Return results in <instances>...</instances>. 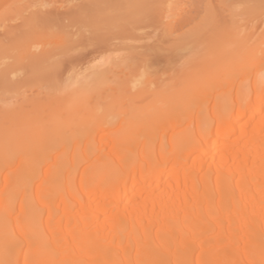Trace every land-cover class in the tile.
<instances>
[{"label":"bare ground","instance_id":"obj_1","mask_svg":"<svg viewBox=\"0 0 264 264\" xmlns=\"http://www.w3.org/2000/svg\"><path fill=\"white\" fill-rule=\"evenodd\" d=\"M122 1H124V4L121 3ZM133 1L134 4L135 2L140 3L142 5L141 7H144V11L147 8L146 10L149 9L151 12L152 6L154 8H159V6L155 7L154 5L151 6L148 4V0ZM237 1L238 0H169V6L171 9L169 8L170 11L168 10V13H165V17H161H168L169 19V17H175L174 15L181 17L185 14L183 17L184 19L186 18L185 20L187 21L188 16L185 12L183 13L184 10L181 6L190 3L193 7L187 6V8L194 9L195 7L196 10H198V13L194 11L195 9H192L193 12L190 11L191 14H188L190 13L188 11L187 14L189 15V18L190 16L194 18V15L192 16V13H194L196 18L199 17L198 19H201L202 26L205 21V25L202 27L199 25L200 21L198 19L197 21L196 18H194L193 21L188 18L190 21L187 22L194 26L197 22L199 23L196 25L197 28L199 26V30L194 28L195 30L197 29L196 31L206 29V23H209L211 19L212 21L209 23L210 26L214 22L218 23V25L223 28L224 24L229 26L228 23L232 21V18L238 16L234 11L232 12V16L229 15L231 12L229 14H226L228 12H225L226 7H231L232 3H237ZM57 2V0H38L31 4L32 6L29 8L32 10L29 11L27 8V11L29 12H27L26 15H23L22 13V15L26 17H23L19 27H17L18 29L8 30V28L7 31L3 33L8 36L10 41V44H7L6 42L7 45H5V42L3 41H7L8 39L5 40L2 38V40H0V84L2 86L5 84V88H8L10 85L12 90H9L13 92L18 91V85L20 84L16 80H11L9 76L16 72V70L24 68L26 62L21 63L24 59V61H27L26 59H28V65L31 67V70L28 68L29 70L27 71H34L32 73H35V70L38 67L39 69L36 70L37 73H40L41 71H46V73L52 72L56 79L61 72L60 70L64 67L62 72L67 73L68 77L71 76L70 73L72 72L71 74L76 78L83 73L81 67L84 64L95 63L97 61L96 59L101 58L104 51H106L105 53L109 51L108 48L110 49L112 46V40H129L130 42L128 41V44H131V40L133 41V37L131 38V36L126 33L127 25L123 24L121 22L122 20L120 22H114V18L116 17H113L114 11L121 8L126 10L124 11L126 15L131 12L135 15L137 13H134L135 9L133 11L130 9L134 7V4H130L132 3V0H85V3L82 1L81 4L72 5L63 13L58 11L62 6L48 8L51 6L50 4L55 5ZM156 2L153 3L156 4ZM244 2L248 5L250 3L252 7H261L260 9L257 8L260 11L264 9V0H244ZM180 3L183 4L180 5ZM239 3L237 4L239 5ZM119 4L124 5V7L121 6V8H119ZM157 4L159 5V3ZM126 5L130 8H126ZM233 5L236 6V4ZM145 6L147 7L145 8ZM136 7L137 5L135 4V8ZM141 7H139V9H141ZM244 8L247 9L249 7L245 5ZM254 9L257 10L256 8ZM254 9L252 8V11ZM158 10L160 9H157V11ZM202 10L204 12H202ZM248 10L251 9L249 8ZM248 10H244L245 12L243 13H247L246 11ZM180 11H182L183 14L181 16L177 13H180ZM199 12L200 14L204 13V17L200 15ZM152 13L153 11L149 14L152 16ZM158 13L155 14L157 15ZM160 13L158 15H161ZM234 14L235 16H233ZM131 15L132 14H130V16ZM139 15H141V13H139ZM158 15L156 17L154 15L151 17L147 14L146 16H150L149 18L152 19L151 21H153L152 23L155 25L158 23L163 26L167 24V26L162 29L169 28L168 30L171 32V25L174 24H172L171 21L173 20H169V22L167 20L166 24H161L162 20ZM244 15L246 16V14ZM143 16H145V14ZM240 17L241 16H238V18ZM5 18L7 17L5 16ZM120 18L122 17H119L118 19L120 20ZM157 18L161 21L159 22ZM118 19L116 18L117 21ZM175 20H177L176 17ZM182 21L183 20L180 22ZM176 22L178 23L179 20L175 21L174 25L180 28L182 25L184 27L189 25L186 22V24L183 22L181 23L182 25L180 23L177 25ZM233 22L236 23L237 21H232V23ZM152 23L146 22L149 26L152 25ZM214 25L216 28L218 27L217 24ZM221 25H223V27ZM21 26L25 28L23 33L18 31L23 30H21ZM210 26L207 25L209 28ZM153 27L154 26L152 25V28ZM72 29L75 30L72 31ZM158 29H161V27L159 26ZM172 29L174 30V27ZM225 29L226 33L228 28ZM130 30L128 29V31ZM163 30H160L161 35H163V32L165 37H168L169 35L167 36L166 34L167 31ZM190 30L191 29H189V31ZM195 30H192L191 32L194 36H192L189 31L187 33L184 32V37L187 38L186 40L190 39L186 36V34L189 33L191 39L193 38L194 41L191 42L189 40L185 42L183 41L185 38H181L183 39L182 42L195 43V38L199 34V32L194 33L196 32ZM25 31L29 34L27 32L25 33ZM135 31L138 32L137 29ZM220 31H224V29H221ZM132 33L135 32L132 31ZM230 33L228 35H230ZM232 33L231 35H233ZM234 33H236V31ZM31 34L33 36H31ZM34 34H42L43 36L45 35L44 37H46V35L48 37H54L55 35L58 40L53 38V42L49 43L45 40H51L46 37L44 42L39 41L40 43L38 44L40 47H38V50H35L37 46L34 43H29L28 39L25 40L28 42H26L27 44L20 42L22 39H25L26 36L27 38L30 36L34 37ZM207 34L204 32L203 36L206 37ZM161 35L158 36L161 37ZM208 35L207 38L211 37L212 34L209 37ZM21 36L24 38L21 39ZM43 36L41 38H43ZM201 36L202 34L200 37ZM203 36L201 38H203ZM262 36L260 35V38L263 40L259 39V41L261 40L262 42L259 43L261 45L264 44V34ZM177 37V40L180 39V37ZM181 37H183V33ZM213 37L216 36L214 35ZM244 37L246 36L244 35ZM142 38L145 40L147 39V41L150 40V38L145 35L139 39L141 40ZM217 38L216 40L218 43L219 40ZM144 39L141 40V43H144L143 45L147 47H143V49L146 48L144 50L145 53L143 51L142 55H140L138 53H141L142 50L141 52H135L133 50L140 55V57L131 58V55H135V53L134 55L132 54L133 51L132 53L129 52L131 53L129 57L132 62H134V60L136 61L134 63H137L136 65L139 66H136L137 68L143 70L140 75L141 77L143 76V81L139 79L142 81L139 85L142 84L144 88L146 87L148 89L147 86L153 81L154 83L156 81L159 83V86H155L159 89L157 90L155 87L156 89L153 90L150 87V90H153L151 92L148 90L145 91L146 88L143 89L140 87V89H134V91L136 90L134 93H132L133 91H130L131 93L127 92V96L124 93V95L116 94L110 92L112 91L110 88L113 87L112 83L115 82L117 84L116 86L119 85L117 83L118 81L121 84L122 81L123 83H126V77L123 80L121 76H116V73V75H113V73H111L112 70L109 71L107 69L106 71V69H104L106 73L109 72L112 74L110 75L113 76V78L111 77L113 81L110 79V84H112L110 87L108 79L110 75L105 76L106 73L104 75V71L100 70V68L103 67V64L102 66L99 64L100 67L95 63L96 66H91L88 69L85 68L87 73L82 74L83 77L81 76V80L86 83L91 78L96 81L99 77L97 80L98 82L104 75L105 78H108L106 80L104 78L105 81H101L105 83L108 81L107 84L109 86L106 89L109 90V92L104 93L103 90L101 94L100 92L98 93L95 91V95L93 94L90 96L87 94L89 98H82V100L76 97H71L70 99L67 98L63 101H66L62 104L63 106H56L58 109L54 107L55 105L53 106V109L50 105L52 102H49V104L48 101H50V99L45 97V105L47 104L46 106L48 107L51 106L49 107L50 111L55 112L56 110L61 109L62 113L57 114L60 111L57 113L55 112V118L53 116V119L52 116H50L52 119H50L49 122H47L48 120L42 122L45 121V118H42L45 116H40L39 119L37 118L38 121L34 122V124L37 122L39 123L35 124L39 127L36 128V126H34L37 131L36 133H39L40 137L43 139L49 138L50 142L45 150L42 149L45 153L41 152L42 156L40 160L33 155L34 151L32 150H36L37 147V149H39L41 142L39 141V137H34V140L32 139L33 136L37 134L34 133L31 124H28V129L25 127L20 128L21 117L19 116V113H21V105L27 102H23L27 100L25 95L24 97L21 95L25 100H22L20 97V105L17 100L19 98H17L16 100L18 102L16 100H14V102L12 101V105L7 101L9 105L6 104L5 107H7V109L9 108L8 110H5L4 105L2 110L0 108V112L3 114L2 116L0 115V117H5V121L3 119L4 122L1 121L0 123V175L4 171V173H6V170L11 169L12 171H8V174L11 173L9 184H7L8 182H5L7 184H5L6 187L3 186L4 188L2 187V189H0V264H264V133H262L264 129L262 130L260 128L261 125H256L254 128L250 127L254 123L253 117L255 115L258 113L264 114V72L253 80L254 82L250 87H246L247 90L242 89L244 86L240 87L242 90L239 88L235 95H232L233 93L231 92L225 93L222 91L224 94H218L212 99L207 98L205 94L203 96H197V94H195L197 92L195 91V88L197 85L199 86V82L202 80L200 79V81L198 79L200 76L199 74H196V76L194 74L195 72L191 75L189 73L187 78L184 77L181 79V77L178 76L181 68L179 66L180 59L176 60L179 58L176 56L177 49L174 50L175 52H172V54H176L175 58H172L174 55L169 56V53H164L166 54L165 57L164 55L159 56V51L161 53L160 48L157 47L159 50L157 48L155 49L154 47L156 46H154V43V45L152 44V46H154L152 48L148 43L146 44L147 41H144ZM247 39L248 37H246V40ZM17 40L18 42H16ZM177 40H173V42L180 41ZM208 40H210V38ZM208 40H205V42L207 41L209 43ZM210 41L212 42V40ZM120 42L123 44L125 43L122 41ZM247 43L250 42L248 41ZM126 44H124V46L120 45L128 51L135 48L140 50L142 48L139 45L140 43L137 44L140 47H135V44H133L134 46ZM202 44L200 45L202 46ZM171 45L173 44L171 43ZM19 46L22 47L19 48ZM180 46L182 48V45ZM193 46V53L190 52L191 58L189 59H193L192 57H194V54L200 51V49L198 51V46V48L195 44ZM251 47L253 49V46ZM17 48L20 50L23 48L24 51L16 50ZM212 48H214V46ZM33 49L35 51H33ZM153 49H155V52H152ZM194 49L197 50V52H195ZM254 49H256V47H254ZM254 49L253 51H255ZM257 49L259 48L257 47ZM110 50H114V47ZM148 50L151 51L148 53ZM205 51L207 52V49L204 50V52ZM18 52L24 54H19ZM210 52L212 53L214 50L209 51L208 53ZM125 53L126 52L124 51L123 54ZM137 54L135 56H137ZM152 54H154V57L151 56ZM221 54L223 53L220 51V55ZM243 54L244 53L241 54L242 58L245 55H248L247 49L244 56ZM250 54L253 55L254 52H251ZM212 55L208 56L213 58ZM261 56L264 61V50L261 53L260 58ZM122 57L123 56H121V58ZM199 57L200 56H198V58ZM227 57L228 56H226V58ZM215 58L217 59V57H214V59ZM239 58H237V60ZM4 59H6L7 62L9 59L10 61L7 63L6 61H3ZM129 62L130 61H127V63ZM204 63L205 62H203V64ZM218 63L220 62L218 61ZM218 63L216 64L217 67H219ZM254 63H250V65L245 67L243 71L245 73L247 71V73L251 75L250 72ZM225 64L226 63H224V66H226ZM129 66L130 68H128V72L129 69L133 68V70L130 71H133L134 73V71H136L134 68L135 66ZM254 66L257 67L256 64ZM24 69H22L23 72ZM218 69L219 68L214 70L218 71ZM222 69L223 68H221V71ZM79 71H81V73ZM169 71L174 75L170 76L168 79L163 78L162 75ZM31 72L29 74H31ZM62 72L60 74H62ZM230 72H232V70ZM123 73H125V70ZM217 73L220 74V72ZM227 73L228 71L226 74ZM249 74H246L244 78ZM17 75H19V73ZM20 75L22 76V74ZM50 75L51 74L46 75V77ZM40 76L41 75L38 77L37 75V78L41 79ZM127 76L131 77L130 74ZM213 76L214 74H212L211 77ZM228 76V78H232V80L235 79L233 76ZM151 77L154 79L152 80ZM217 77H219L220 80V75ZM93 80L91 79L90 81L94 83L95 81ZM206 80L207 79L205 78L203 85L206 84V82L209 84V81ZM216 80H218V78H216ZM224 80L229 84L228 79V81L226 79ZM224 80H221L220 82L224 83ZM245 80L248 81V79ZM69 81H67L68 84H70ZM101 81L99 82L101 83ZM171 81H173L171 83L173 85H171V88L173 89H170V91L163 90V88H166V85L170 84L169 82ZM75 82L80 84V77L79 80L77 79ZM135 82L136 81H134L133 84ZM174 82L176 85H174ZM72 83L73 82H71V84ZM76 83L74 84L77 87ZM232 83H234V81H232ZM232 83L230 82L228 87H230ZM74 84L72 85L74 86ZM102 84L104 83H101V86ZM133 84V87L130 85L131 88H134V85L137 84V82L134 85ZM65 85V88L68 89L67 86L69 87V85L66 83ZM209 85H211V83ZM217 86L218 84L215 86V91L224 88L221 83L220 87ZM70 87L72 89V86ZM49 88H51V86ZM161 88L162 90L160 91ZM203 89L207 90L204 87ZM128 90H130V88ZM208 90H210V88ZM68 94L69 93H67V95ZM12 96L14 95L12 94ZM56 97L57 96L54 98ZM39 102L40 101L37 103V107L39 105L44 106ZM134 103H140L141 105L137 106V104ZM124 104L128 106L134 104L136 106L128 107L132 113L129 112L130 116L127 114V106H123L126 110L122 111H125L124 113L127 112V115H123L124 117H117L118 114L114 111L115 107ZM24 105H27V103ZM46 106L44 107L47 108ZM101 106L107 107L108 109L106 110L105 108V111H100L99 114V111H96V108L98 107L97 110H103L104 107L102 108ZM40 108L41 107L39 106L40 111H44L43 108L42 110ZM119 108L120 110H118L122 112V107ZM46 110L49 111V109ZM94 110L97 114H93ZM83 112L86 114L83 115L84 117L82 116L83 119L85 116L88 117L90 114L92 115V117L90 116L91 118L89 117L90 119L86 121V126L84 125L85 129L84 126H82L83 131L79 133L80 135L81 133L84 134L86 132V136H84L85 139L83 140V138H81V140H87V143H90L89 145L94 144L92 141H94L101 132L108 129H112L113 131L115 126L118 124L120 125L119 130H115L116 132L113 131L114 134H110L109 137L102 140L101 146L104 143L109 142V147L105 144L104 149L101 147L98 148V150L94 149L95 153L92 154H90L91 149H89L88 156L86 154L87 152L84 154L86 158H90L89 160L92 163H89L90 166H87L88 168L85 167V170H82L83 172L80 174L78 163L80 161L79 164H81L82 161H78V159L77 161H75L76 159L71 160V157L68 159V156L70 155L67 156V151H73L81 147L79 138L82 137V134L79 138L77 134L76 137L73 134V139L77 141L75 143V141H72L73 139L70 135L65 137L64 134H71L69 131L72 132L73 129H77L74 126L77 127L78 124L74 125L73 128H71L70 125V130L67 129L66 131L65 129L64 131L63 129L67 120L70 121L72 118V120L75 119V121H77L74 117L78 116V114L81 116ZM121 114H123V112ZM196 114L199 116L202 115V117L193 120L192 118ZM115 117L117 118L116 120L114 119ZM146 118L149 119L145 120ZM83 119L79 118V120H81L80 123L84 122ZM147 121L149 123H147ZM66 126L68 127V125ZM54 132L57 136L53 135ZM74 132L78 133L79 131L76 132L74 130ZM21 135L24 136H22L23 139ZM51 135L54 137L59 136L62 140L59 139L58 141L56 138L58 143L55 140H53V142L50 139V137H53ZM35 139L37 140L35 141ZM28 143L30 147H34L32 150L31 148L29 149L33 152V157L29 158L27 156L29 155L28 152L25 156H27L29 160L27 159V161L22 164L18 161L17 157L23 153L21 152V147L23 145L26 147L27 144V147H29ZM30 143H33L32 146ZM87 143H85V146ZM51 144L54 150H61V148L65 149L64 153L60 156L63 158H58V155L56 157L54 156L55 159L52 158L51 153H54V151L52 150ZM48 147L52 152L47 150ZM76 152L77 150L75 153ZM23 154H25V151ZM89 154L93 158L89 157ZM86 158L83 159L88 161ZM49 161H51L52 164L45 172L43 171V164L45 162L48 163ZM18 163L20 164L16 168ZM78 177L80 187H77L76 190H79H75V193L73 192V189H75ZM39 180H43V182L36 185V182ZM20 195L23 198L21 204L20 202L18 203ZM57 201H59V204H62L61 207H63V209L60 210V215H56L52 211V209H57L58 206H55ZM17 203L21 205V214L14 216L13 212L15 210L19 211L16 208ZM76 206L79 207V214H74L75 212H73V209ZM41 229L43 230L41 231ZM21 244L26 248L24 252H21V250L23 251V246Z\"/></svg>","mask_w":264,"mask_h":264},{"label":"rangeland","instance_id":"obj_2","mask_svg":"<svg viewBox=\"0 0 264 264\" xmlns=\"http://www.w3.org/2000/svg\"><path fill=\"white\" fill-rule=\"evenodd\" d=\"M1 2H0V40H2V38L3 39H8V36H6V35H4L3 33L4 32H6L7 31V29L8 30H10V29H18L17 27H19V24L21 23V20L23 19V17L25 18L26 16H23V15H26V13L27 12H29V11H31L32 9L31 8H29L30 6H32L31 4H33V3H35V2H37L38 0H4V3H3V0H0ZM58 2H57V4H55V5H52V4H50L51 6H49L48 8H51V7H59V6H62L61 8H59V12L60 13H63V12H65L68 8H70L72 5H78V4H81L82 3V1L85 3V0H57ZM64 1V2H63ZM129 1V0H128ZM131 1V0H130ZM157 1V2H156ZM171 1H173V0H171ZM239 1H240V3H239ZM19 2V3H18ZM80 2V3H79ZM156 2V4L157 3H159V5L157 4H154V3ZM121 3H123L124 4V1H122ZM237 3H239V5L237 4ZM237 3L235 2V3H232V5L233 4H236V6L235 5H233V7H232V5H231V7L230 6H228V7H226L225 9H226V11L225 12H228V13H226V14H229L230 12V14L229 15H231L232 16V12L234 11V13L237 15L238 14V16H241L240 18H238V16L236 17L235 16V14L233 15V16H235L234 18H232V17H230V18H232V21H237L236 23L235 22H233L232 23V21L230 22V23H228L229 24V26H230V28H229V26L226 24H224V27H223V25H221L223 28H221L219 25H218V23H214V24H217V28H216V26L212 23V25L210 26V24L209 23H211V21H212V19H211V21L208 23H206V29H201L200 31H196L198 28H199V26H198V28H197V26L196 25H198L199 23V25H201L202 23V21H201V19L199 20L198 18H196L195 16V14L194 13H192V16L194 15V18H196V20L198 19L200 22L198 23L197 22V24L194 26L193 24H191V23H189V22H187V21H190V20H188V18H189V15L188 14H191V12H193L192 11V9H190L189 7L191 6V4L189 5H187V4H185V5H182L181 7H182V9L184 10L183 11V13L185 12L186 13V15L188 16V18H187V21L184 19V15L182 14V11H180V13L179 12H177L178 14H180V16L181 15H183V16H181V17H177L176 15H174L175 17H176V19L177 20H179V22L177 23L176 22V24L178 25L179 23L181 24V23H183L184 22V20H185V22L186 23H188L189 25L187 26L186 25V27H184L182 24V26H181V28L180 27H178V26H176V25H174L175 24V21H177V20H175V17H172V18H170L169 17V19H168V17H166V18H163V17H165L164 15H166L165 13L169 10V8H170V6H169V0H148V4H150L151 6L152 5H154L155 7H158L159 6V8H154L153 6H152V8L150 7V6H148V7H150L151 8V12L153 11V15L156 17L160 12H164L163 13V15H162V13H160L161 15H158V17L160 16H163V17H161L160 19L162 20V23L161 24H166V22H167V20H168V22H169V20L171 21V20H173V21H171V23L173 24V25H171V27L173 28L174 27V30L172 29V28H170V30H171V32H169V28L167 29H165L164 28V30H166L167 31V36L168 37H165V34L162 32V34L163 35H161V33H160V30H163L162 28L163 27H165V26H167V24L166 25H160L159 23L157 24V25H155V24H153L152 22L153 21H151L152 19H150L149 17L151 16V14H149V13H151L150 11H149V9L148 10H146L147 8V6H145V11H144V7H141L142 5L140 4V3H138V2H135V4L137 5V7L135 8V4H134V1L132 0V3H130V4H134V7H132V8H130L129 6V8L133 11L134 9V13L135 12H137L135 15H139V13H141V15H144L145 14V17L147 18V22H149V23H152V25L154 26L153 28H152V25H150L149 26V24L147 25V24H145V26L144 27H141L140 29L138 28L137 30H138V32L137 31H135V30H132V31H134L135 33H132V31L130 30V27H128L127 26V31H126V33H127V35H130L131 36V38L133 39V41L131 40V44H128L130 41L129 40H120V39H114V40H112L111 41V43H112V46L110 47V49L112 48L113 49V47H114V50H110L109 48H108V52L107 53H105L106 51H104V53H102V55H101V58H98V59H96L95 61V63H96V65L97 66H102V64H103V67H101L100 68V70L102 71H104V69H106V71H107V69L109 70V71H113V70H115V71H111V73H113V75H116V76H121V78L124 80V78L126 77V79H125V81H126V83L124 82L123 83V81H122V84L121 83H119V81L117 82L119 85L118 86H120V84H121V86L119 87V88H117L118 86H116L117 84L115 83V85H114V83H112L113 84V87L114 86H116L115 88H110L112 91H110V92H114V93H116V94H122V95H126V94H128V93H131L132 91V93H134L137 89H140V87L141 88H143V89H145L144 88V86L141 84V85H139V83L141 82L142 83V79H143V76L141 77L140 75L142 74V71L143 70H141L140 68H137L136 66H138V65H136L134 62H136L135 60H134V62H132V60H130V55H131V53H132V51L134 50L135 52H141V50H142V52L141 53H138V54H140V55H142V53H143V51L147 48L146 46H144L143 44L144 43H141V40H143L144 38H142L141 40L139 39V38H141L143 35H145V36H147V37H149L150 38V40H148L147 41V39L145 40L144 39V41H147L146 42V44L148 43L150 46H152V44L154 45V46H156V47H154V46H152V48L154 47L155 49L158 47V48H160V50H161V53H160V51H159V53H158V55L159 56H163L164 55V57L166 56V54L167 53H169L168 55L169 56H171V55H174V56H172V58L174 57L175 58V55L177 56V57H179V58H177L176 60H178V59H180V68L182 69V71H181V69H180V73H179V75H178V73H177V75L178 76H180L181 77V79L182 78H184V77H186L187 78V76L189 75V73H190V75L192 74V73H194L195 75L197 74H199V80L201 81V82H199V86L197 87L196 86V88H198V89H196L195 88V91H197L195 94H197V96L199 95V96H203L204 94H205V96L207 97V98H209V99H212V98H214L216 95H218V94H220L221 95V93L222 94H224L222 91H224L225 93L226 92H231V93H233L232 95H235L237 92V90H239V88L240 87H243L242 89H246L247 90V86H249L250 87V85L254 82L253 80H255L257 77H259L261 74H263L262 72H264L263 70H264V61L262 60V56H261V58H260V55H261V53L263 52V50H264V44H259L260 42H261V40H263V39H261L260 38V35L262 36L263 34H264V9H262L261 11L259 10L261 7H259V6H253L252 7V5L249 3V5L251 6H249L247 3H245L244 2V0H238L237 1ZM245 3V4H244ZM30 4V5H29ZM67 4V5H66ZM127 4V3H126ZM129 4V3H128ZM129 4V5H130ZM147 4V3H146ZM181 4H183V3H180V5ZM140 5V6H139ZM245 5L246 6H248L251 10H248L249 8H247V9H245L244 7H245ZM254 5V4H253ZM121 6L122 7H124V5H118V7L119 8H121ZM131 6V5H130ZM133 6V5H132ZM141 7V9H139V7ZM187 6H189L188 8H187ZM235 6V7H234ZM26 9H25V8ZM117 7V8H118ZM127 7V5H126V8H128ZM191 7H193V6H191ZM27 8H28V10L29 11H27ZM140 10H138V9ZM143 8V9H142ZM244 8V9H243ZM252 8L254 9V8H259V9H257V10H253L252 11ZM7 9V10H6ZM26 10V11H24V10ZM138 11H137V10ZM155 9H156V11H155ZM157 9H160V10H158L159 11V13H158V11H157ZM171 9V8H170ZM188 9V10H187ZM195 9V10H194ZM194 11H196V13H198L197 11L198 10H196V8L194 7ZM34 10V9H33ZM144 12V14H143V12ZM235 10H236V12H235ZM244 10H248V11H246L247 13H243V12H245ZM21 11V12H20ZM23 11V12H22ZM117 11V12H116ZM116 11H114V15H113V17L115 16L117 19L119 18V17H122V18H120V20L118 19V21L116 20V18H114L115 20H114V22H120L123 18H125V17H127V15L128 16H130V14H132L133 15V12H129L130 14H127L126 15V13L124 12V11H126L124 8H121V9H116ZM128 11V10H127ZM148 11H149V13H148ZM155 11V12H154ZM170 11V10H169ZM190 12V13H188L187 14V12ZM199 11H200V9H199ZM249 11H250V13H249ZM257 11H259V12H257ZM18 12V13H17ZM119 12H121V13H119ZM139 12V13H138ZM145 12H147V13H145ZM172 12V11H171ZM202 12H204L203 10H202ZM254 12V13H253ZM21 13V14H20ZM22 13H23V15H22ZM25 13V14H24ZM155 13H158L157 15L155 14ZM168 13V12H167ZM240 13V14H239ZM241 13H242V15H241ZM118 16H116V15ZM150 15V16H146V15ZM199 14H200V12H199ZM244 14H246V16L244 15ZM257 14V15H256ZM21 15V16H20ZM152 15V16H153ZM200 15H204V13L203 14H200ZM5 16L7 17V18H5ZM151 16V17H152ZM170 16V15H169ZM198 16V15H197ZM183 17V18H182ZM186 17V16H185ZM204 17V16H203ZM164 20H163V19ZM178 18H181V19H178ZM194 18L193 17H191L190 16V18L189 19H192L193 21H194ZM234 19V20H233ZM155 20V19H154ZM157 20L160 22L161 20H159L158 18H157ZM156 20V21H157ZM181 20H183L182 22H180ZM191 20V21H192ZM195 20V21H196ZM197 20V21H198ZM205 20V19H204ZM228 20H230V19H228ZM239 20V21H238ZM240 20H241V22H240ZM184 22V24H186ZM196 23V22H195ZM234 25H232V24ZM239 23V24H238ZM191 24V25H190ZM237 24V25H236ZM161 27V29H158L159 28V26ZM193 25V26H192ZM204 25H205V21H204ZM204 25L202 26V27H204ZM207 25L208 26H210V28L209 27H207ZM200 26V27H201ZM225 26H228V27H225ZM239 26V27H238ZM22 27V26H21ZM20 27V28H21ZM157 27V28H156ZM183 27V28H182ZM189 27H191V28H189ZM214 27V28H213ZM232 27H233V29H232ZM155 28V29H154ZM180 28V29H179ZM191 29L190 31H189V29ZM193 28V29H192ZM194 28H197L196 30L194 29ZM207 28H209V29H207ZM225 28H228V30L226 31V33H225ZM235 28V29H234ZM6 29V30H5ZM23 29V30H22ZM24 29L25 28H21V30L22 31H20V30H18L19 32H22L23 33V31H24ZM128 29L130 30V31H128ZM176 29V30H175ZM178 29V30H177ZM188 29V30H187ZM221 29H224V31H220ZM4 30V31H3ZM27 30V29H26ZM75 29H72V31H74ZM141 30V31H140ZM163 30V31H164ZM173 30V31H172ZM187 30V31H186ZM192 30L194 31H196V32H194V33H198L199 32V34L201 33L202 34V36H203V33L204 32H206V34H207V32H208V34H212L211 35V37H209L210 35H208V37L210 38V40H212V42L210 41V40H208L209 38H207V35H206V37L205 36H203V38H201L200 37V35H199V37L197 38V36H196V34H195V36H196V38L199 40V42H198V40L195 38V43L193 42V43H191L192 41H194V39L192 38L191 39V35L192 36H194L193 34H191V32H192ZM199 30V29H198ZM205 30H208V31H205ZM230 30V31H229ZM236 31V33H234L235 31ZM28 31V30H27ZM27 31H25V33L27 32ZM189 31V33L191 34V35H189V33L188 34H186V36L188 37V39L191 41V42H187V43H185L186 41H189V40H186L187 38H185L184 36H185V33H187ZM204 31V32H203ZM185 32V33H184ZM220 32V33H219ZM231 32H233L232 34L233 35H231V33H230V35H228L229 33ZM245 32V33H244ZM28 33V32H27ZM182 33H183V37H181V35H182ZM228 33V34H227ZM21 34V33H20ZM29 34V33H28ZM28 34H26V35H28ZM250 34V35H249ZM35 36L34 37H31V36H33L32 34H31V36L30 37H28L27 38V36H26V38L25 39H22V38H24L23 36H21V39H22V41H20V42H24L25 44H27L28 42L29 43H34L37 47V49L35 48V50H38V47H40V45L38 44V43H40L39 41H43L44 42V40H45V38L46 37H48L47 35H46V37H44L42 34L41 35H39V34H37V35H39V36H37L36 34H34ZM158 35H161V37L160 36H158ZM216 36V37H213V36ZM239 35V36H238ZM244 35L246 36V37H248V39L246 40V37H244ZM250 37H249V36ZM253 35V36H252ZM5 36V37H4ZM43 36V38H41ZM59 36V35H58ZM139 38H138V37ZM151 36H152V38H151ZM163 36V37H162ZM178 36V37H177ZM217 36H218V38H217ZM229 36V37H228ZM259 36V37H258ZM57 37V36H56ZM55 37V35H54V37H51V36H49L48 38L51 40V41H49L48 39L47 40H45V41H47V42H49V43H51V42H53L52 41V39L54 38H56ZM176 37L177 38H179L180 37V39H176ZM204 37H205V39H204ZM263 37V36H262ZM59 38V37H58ZM135 38V39H134ZM159 38V39H158ZM181 38H185L184 40L183 39H181ZM216 38L220 41H218V43H217V40H216ZM220 38V39H219ZM245 38V39H244ZM252 38H254V39H252ZM258 38V39H257ZM26 39H28V42L27 41H25ZM53 39V40H54ZM57 39V38H56ZM137 39V40H136ZM157 39V40H156ZM171 41H170V40ZM203 39H204V42H203ZM242 39V40H241ZM251 39V40H250ZM259 39H261L260 41H259ZM24 40V41H23ZM58 40V39H57ZM136 40V41H135ZM139 40H140V42H139ZM160 42H159V41ZM169 40V41H168ZM173 40H177V41H181L182 42V40L183 41H185V42H182V44H181V42L179 41V42H173ZM201 40V41H200ZM205 40H208L209 41V43L206 41L205 42ZM216 40V41H215ZM254 40H255V42H254ZM34 41V42H33ZM56 41V40H55ZM120 41H122V42H125L124 44H126L128 41V43L126 44V45H131V46H134L133 44H135V47L136 46H141L142 48L139 50L138 48L135 50V49H131V50H125L124 49V47L122 48V46L121 45H123L124 46V44L123 43H121ZM140 43H138V42ZM213 41H215V42H213ZM244 41V42H243ZM250 42V43H247V42ZM3 42H5V45H7V44H10V41H9V39L7 40V41H3ZM6 42H7V44H6ZM9 42V43H8ZM16 42H18V40L16 41ZM19 42V43H20ZM27 42V43H26ZM135 42V43H134ZM137 42V43H136ZM157 42V43H156ZM159 42V43H158ZM171 43L173 44V45H171ZM174 43H176V44H174ZM178 43V44H177ZM184 43V44H183ZM203 43V44H202ZM213 43V44H212ZM257 43V44H256ZM262 43V42H261ZM22 44V43H21ZM24 44V45H25ZM39 46H38V45ZM121 44V45H120ZM137 44H139V45H137ZM189 44V45H188ZM192 44V45H191ZM195 44V46L198 48V51H199V49H200V51L199 52H197V50H195V49H197V48H195L194 49V51L195 52H197V53H195L194 54V57H192L193 59H189V58H191V53L190 52H192L193 53V51H192V46ZM198 44V45H197ZM200 44H202V46L200 45ZM206 44H208V45H206ZM210 44V45H209ZM212 44V45H211ZM216 46H215V45ZM19 45V44H18ZM23 45V46H24ZM35 45H34V47H35ZM114 45V46H113ZM158 45V46H157ZM175 45H176V47H175ZM180 45H182V48H181V46ZM187 45V46H186ZM191 45V46H190ZM205 45V46H204ZM244 45V46H243ZM255 45H257V46H255ZM258 45H260V46H258ZM116 46V47H115ZM139 46V47H140ZM148 46V45H147ZM172 46V47H171ZM183 46H184V48H183ZM188 46H190V47H188ZM201 46V47H200ZM208 46H210V47H208ZM214 46V48H212ZM248 46V47H247ZM251 46H253V49H254V47H256V49H254L255 51H253V49H252V47ZM22 47V46H21ZM20 46H19V48H21ZM33 47V46H32ZM143 47H146L145 49H143ZM194 47V46H193ZM206 47V48H205ZM257 47L260 49H257ZM261 47V48H260ZM19 48H17L16 50H20ZM127 48V47H126ZM149 48V47H148ZM157 48V49H158ZM172 48V49H171ZM174 48V49H173ZM191 48V49H190ZM205 48V49H204ZM213 49L214 50V52H212L213 53V55H212V53L210 52V53H208L209 51H213V50H211V49ZM221 48H223V49H220ZM242 50H241V49ZM24 49H25V47H24ZM24 49L22 48L20 51H24ZM150 49H151V47H150ZM155 49H153V51L152 52H155L154 50ZM178 50V53H177V50ZM181 49H182V51H181ZM203 49V50H202ZM207 49V52L205 51L204 52V50H206ZM210 49V50H209ZM246 49H247V53H248V55L246 56L245 55V52H246ZM34 49H33V51H35ZM121 50H124L126 53L125 54H123V52L124 51H121ZM152 50V49H151ZM151 50H148V53H149V51H151ZM159 50V49H158ZM174 50H176V54H172V52H175ZM202 50V51H201ZM217 50H219V51H217ZM225 50V51H224ZM260 51V52H257V51ZM14 51H15V49H14ZM133 51V55H134V52ZM187 51H189V52H187ZM220 51L223 53V54H221L220 55ZM250 51V52H249ZM17 52V51H16ZM20 53V52H18L19 54H24V53ZM129 52H131V53H129ZM253 53L254 52V54L252 55V54H250V53ZM255 52H256V54H255ZM121 53V54H120ZM144 53H145V51H144ZM146 53H147V50H146ZM164 53H166V54H164ZM190 53V54H189ZM226 53V54H225ZM242 53H244L243 54V58H242V56H241V54ZM137 53H135V55H136ZM137 54V56H132L131 55V58L133 57V58H139L140 57V55H138ZM155 54V53H154ZM154 54H152L151 56H153ZM200 56L199 58H198V56ZM126 55V56H125ZM193 55V54H192ZM208 55H212L213 56V58H211L210 56H208ZM215 55V56H214ZM217 55V56H216ZM220 55V56H219ZM228 56L227 58H226V56ZM252 55V56H251ZM121 56H123L122 58H121ZM124 56H125V58H124ZM139 56V57H138ZM190 56V57H189ZM206 56V57H205ZM241 56V57H240ZM154 57V56H153ZM214 57H217V59H218V61L220 62V63H218V61H217V59L215 60L214 59ZM240 57V58H239ZM259 57V58H258ZM118 58V59H117ZM197 58V59H196ZM204 58V59H203ZM212 59V61H211V59ZM237 58H239L238 60H237ZM247 58V59H246ZM120 59V60H119ZM229 59V60H228ZM258 59H259V61H258ZM25 60V59H24ZM22 61L21 63H27V65H26V63H25V65H24V68H25V66H26V68L24 69V68H22V69H24V72H23V70L22 69H20V70H16V72H14L12 75H10L9 77H10V79L11 80H13V81H18V83L21 85V88H20V85H18L17 87H18V91L17 92H13V91H11L12 89L10 88V85H9V87L7 88H5V84H3V86L1 85L0 86V108H1V110H2V108H3V105H4V107L6 106V104H8L9 105V103H10V105H12L13 103H12V101L14 102V100H16L17 98H19V99H17L16 101L19 103V105H20V102H21V100H20V97H21V95H23L22 97H24V95H25V98L27 99V100H25V98H22L21 97V99L23 100H25V101H23V102H26L27 103V105H24V104H26V103H22L23 105H21V113H19L20 115V117H21V119H22V122H21V119H20V128H22V127H25V128H27L28 129V124H31V127L33 128V130H34V133H36L37 131H36V129H35V127L34 126H36L35 124H37V123H35L34 124V122H36V121H38V119L40 118V116H45V117H42L43 119L45 118V121H42V120H39V121H42V122H46L47 120V122H49V120L50 119H52L53 118V116H54V118H55V112L57 113V112H59V113H57V114H60V113H62V110L60 109V110H56L55 112L54 111H50V108L49 107H53L54 105V107H56V106H58V107H61L60 105H62V104H64L65 102H63L65 99H67V98H71V97H76V98H78V99H81L82 100V98H89L88 97V95H95V91L96 92H103V90H104V93H107V92H109V90H107L106 88H108V86L110 85V87L112 86V84H110L111 82H110V79L112 80V78H113V76H111L112 74L111 73H106L105 71L103 72L104 73V75H105V73H106V75L105 76H109L110 74V77L108 78L109 79V85L107 84L108 83V81H106V83L105 82H103V81H101V80H104V75H103V78L101 77V80H99V81H101V83H104V84H102V86H101V83L98 81L97 82V80L99 79V77L97 78V80L95 81V80H93V78H91L93 81H95L94 83L93 82H91L90 80L91 79H87V78H85V79H87L88 81L85 83V82H83L82 80H81V76H82V74L84 73V74H86L87 73V70L85 71V68H90L91 66H96L95 65V63H90V64H84L82 67H81V70L83 71V73H81V71H79L81 74L79 75V76H77L76 78L74 77V75H72L70 72V75L71 76H69L68 77V74L67 73H64V72H62L64 69V67H62V69L60 70L61 72H62V74H60L59 73V76H58V78H56L55 79V77L53 76V74H52V72H47L46 73V71H41L40 73H37L36 72V70L37 69H39L38 67H37V69L35 70V73H32V72H34V71H27V70H29L31 67L28 65V59H26L27 61ZM175 60V59H174ZM196 60V61H195ZM206 60V61H205ZM207 60H209V61H207ZM215 60V61H214ZM221 60H222V62H221ZM262 60V61H261ZM3 61H6V59H4ZM9 61H10V59H9ZM8 61V62H9ZM127 61H130L129 63H127ZM198 61V62H197ZM214 61V62H213ZM227 61V62H226ZM257 61V62H256ZM7 62V61H6ZM7 62V63H8ZM110 64H109V63ZM117 62V63H116ZM132 62V63H131ZM178 62V61H177ZM187 62V63H186ZM190 62V63H189ZM203 62H205L204 64H203ZM207 62V63H206ZM254 62H256V63H254ZM262 62H263V64H262ZM131 63V64H130ZM178 63V64H179ZM186 63V64H185ZM219 64L218 66L219 67H217V65L216 64ZM224 63H226L225 65L226 66H224ZM250 63H254V65L256 64L257 65V67L256 66H254V65H252V69H251V75L249 74V73H247V71H246V73L243 71V69H245V67H248V65H250ZM100 64V65H99ZM121 64H123V65H121ZM132 65L135 69H136V71H137V69H138V71L136 72V71H134V73H133V71L131 72L130 70H133V68L132 69H129V72H128V68H130V66L129 65ZM203 65V67H202V65ZM206 64V65H205ZM220 64H222V65H220ZM23 65V64H22ZM108 65V66H107ZM127 65V66H126ZM183 65V66H182ZM186 65V66H185ZM216 66V68H215V66ZM29 66V67H28ZM107 66V67H106ZM125 66V67H124ZM131 66V67H132ZM185 66V67H184ZM194 66V67H193ZM223 66V67H222ZM228 66V67H227ZM20 67H21V65H20ZM106 67V68H105ZM139 67V66H138ZM183 67V68H182ZM201 67V68H200ZM209 67V68H208ZM225 67V68H224ZM230 67V68H229ZM29 68V69H28ZM112 68V69H111ZM126 68V69H125ZM203 68V69H202ZM205 68V69H204ZM217 68H219L218 69V71L217 70H214V69H217ZM221 68H223L222 69V71H221ZM229 68V69H228ZM123 69V70H122ZM134 69V70H135ZM207 69V70H206ZM211 69V70H210ZM31 70V69H30ZM34 70V69H33ZM120 70H122V71H120ZM124 70H125V73H123L124 72ZM127 70V71H126ZM214 70V71H213ZM220 70V71H219ZM226 70V71H225ZM232 70V72H230ZM17 71H18V73H19V75H17L18 73H17ZM20 71V72H19ZM184 71V72H183ZM228 71V73H232V74H226V72ZM241 71H243V72H241ZM253 71V72H252ZM23 72V73H22ZM31 72V74H29ZM44 72V73H43ZM138 72H139V76H138ZM141 72V73H140ZM197 72V73H196ZM211 72V73H210ZM212 72H214V73H212ZM217 72H220V74L219 73H217ZM240 72V73H239ZM258 72V73H257ZM43 73V74H42ZM66 74V75H64V74ZM116 73V74H115ZM130 74V76L131 77H129V76H127V75H129ZM132 73V74H131ZM187 73V74H186ZM217 75H216V74ZM226 75H225V74ZM245 73V74H244ZM20 74H22V76L20 75ZM29 74V75H28ZM49 75V74H51L50 76H48V77H46V75ZM108 74V75H107ZM137 74V75H136ZM180 74H182V75H180ZM185 74H186V76H185ZM206 74V75H205ZM209 74V75H208ZM211 74V75H210ZM212 74H214V76L213 77H211L212 76ZM220 75V80H219V77H217V76H219ZM223 74V75H222ZM241 74V75H240ZM246 74H249V75H247L245 78H244V76L246 75ZM259 74V75H258ZM27 75V76H26ZM35 75V76H34ZM37 75H38V77H39V75H41L40 76V78L41 79H38L37 78ZM45 75V76H44ZM126 75V76H125ZM133 75V76H132ZM174 74L171 72L170 73V71L169 72H167V73H164L162 76H163V78H165V79H168L170 76H173ZM196 75V76H197ZM207 75H208V77H207ZM228 75H230V77L231 76H233L235 79H233L232 80V78L230 79V78H228L229 76ZM73 76V77H72ZM243 76V77H242ZM46 77V78H45ZM70 77H72V78H70ZM79 77H80V84H77L75 81L78 79L79 80ZM83 77V76H82ZM112 77V78H111ZM211 77V78H210ZM222 77V78H221ZM227 77V78H226ZM252 77V78H251ZM23 78V79H22ZM24 78H26V79H24ZM68 78H70V79H68ZM74 78V79H73ZM107 78H105V80L107 79ZM152 78V77H151ZM204 78V79H203ZM205 78L209 81V84L211 83V85H209L208 84V82H206V84H208V85H206V84H204L203 85V83L205 82L204 80H205ZM215 78V79H214ZM216 78H218V80H216ZM46 80V82H45V80ZM50 79V80H49ZM58 79V80H57ZM71 81V79H72V81L71 82H73L72 84H74V83H76L77 84V87H76V85L74 84V86L71 84V82L69 81V83L70 84H68V82L66 81ZM83 79V78H82ZM122 79H120V80H122ZM128 79H129V81H128ZM130 79H131V81L132 80H134V81H136L137 82V84H133V82L134 81H130ZM137 79V80H136ZM142 80V81H140V80ZM154 78H152V80H153ZM224 79H228L229 80V84H230V82L232 83V81H234V83H232V85H230V87H228L229 86V84L224 80ZM245 79H248V81L247 80H245ZM21 80V81H20ZM24 80V81H23ZM84 80V79H83ZM104 80V81H105ZM206 80V81H207ZM215 80V81H214ZM223 81L224 80V83L223 82H220V81ZM227 80V81H228ZM230 80H232V81H230ZM43 81V82H42ZM50 81H51V83H50ZM53 81V82H52ZM58 81V82H57ZM86 81V80H85ZM113 81V80H112ZM128 81V82H127ZM175 81H177V80H175ZM216 81H218V82H216ZM236 81V82H235ZM241 81H243V82H241ZM20 82H22V83H20ZM79 82V81H78ZM129 82H131V83H129ZM173 81H171V82H169L170 84H167L166 85V88L164 87L163 88V90H166V91H170V89H173V88H171V83H172ZM215 82V83H214ZM65 83L67 84V85H69V87L67 86V88L68 89H66L65 88ZM99 83V84H98ZM153 83H154V81L149 85V86H147L148 87V89L146 88L145 89V91L146 90H148V91H153L154 89H156L158 86H159V83L158 82H156L155 81V83H154V86H153ZM156 83H158V84H156ZM177 83V82H176ZM213 83V84H212ZM220 83H221V85H222V87H224V88H222V89H219V90H216L215 91V86L218 84V86L220 87ZM227 83V84H226ZM9 84V83H8ZM8 84H6V85H8ZM11 84V83H10ZM53 84V85H52ZM95 84H96V86H95ZM105 84H107V85H105ZM127 84H129V85H127ZM132 84L135 86L134 88H131V86H132ZM197 84H198V81H197ZM237 84V85H236ZM23 85V86H22ZM65 85V86H64ZM100 85V86H99ZM131 85V86H130ZM137 85V86H136ZM157 87H156V86ZM170 85V86H169ZM174 85H176L175 84V82H174ZM240 85H242V86H240ZM51 86V88H49ZM70 86H72V89H71V87ZM103 86H105V87H103ZM125 86H127V87H125ZM128 86H129V88H130V90H128L129 88H128ZM138 86H139V88H138ZM173 86V85H172ZM217 86V87H218ZM239 86V87H238ZM4 87V88H3ZM55 87V88H54ZM81 87V88H80ZM127 89H125V88ZM133 87V86H132ZM150 87L153 89H151L150 90ZM156 87V88H155ZM203 87L205 88V89H207V90H204L203 89ZM214 87V88H213ZM236 87V88H235ZM247 87V88H246ZM2 88V89H1ZM64 88H65V91H64ZM83 88V89H82ZM86 88V89H85ZM137 88V89H136ZM210 88V90H208ZM227 88V89H226ZM233 88V89H232ZM9 89H11V90H9ZM50 89V90H49ZM51 89H52V91H51ZM133 89V90H132ZM134 89H136L135 91H134ZM159 88H157V90H158ZM211 89H213V90H211ZM217 89V88H216ZM225 89V90H224ZM228 89H229V91H228ZM241 89V88H240ZM241 89V90H242ZM14 90V89H13ZM21 90V91H20ZM62 90V91H61ZM66 90H68V91H66ZM123 90H125V91H123ZM156 90V91H157ZM162 90V88L160 89V91ZM221 90V91H220ZM232 90V91H231ZM7 91V92H6ZM131 91V92H130ZM194 91V92H195ZM210 91V92H209ZM215 91V92H214ZM8 92H10V93H8ZM21 94H20V93ZM23 92V93H22ZM62 92V93H61ZM76 92V93H75ZM128 92V93H127ZM212 92V93H211ZM244 92V91H243ZM19 93V94H18ZM51 93H52V95H51ZM59 93H61V94H59ZM67 93H69L68 95H70V96H68L67 95ZM72 93V94H71ZM78 93V94H77ZM124 93V94H123ZM206 93H207V95H206ZM11 94V95H10ZM12 94L14 95V96H12ZM88 94V95H87ZM102 94V93H101ZM209 94V95H208ZM3 95H5V96H3ZM18 95V96H17ZM62 95H63V97H62ZM65 95V96H64ZM97 95V94H96ZM149 95V94H148ZM55 96H57L58 97V99H57V97L56 98H54ZM61 96V97H60ZM79 96V97H78ZM82 96V97H81ZM127 96V95H126ZM129 96V95H128ZM204 96V97H205ZM2 97V98H1ZM9 97H10V99H9ZM37 97V98H36ZM49 98L50 99V101H48V103L49 102H52L50 105L51 106H46L45 105V100H44V98ZM66 97V98H65ZM81 97V98H80ZM94 97H96V96H94ZM36 98V99H35ZM92 98H93V96H92ZM90 100H91V98H90ZM90 100H88V101H90ZM9 103H8V102ZM28 101H29V104H28ZM38 101H40L39 103H41V104H43L44 106H46L47 108H45L44 106H41V105H39L41 108V110H42V108H43V110L44 111H40L39 110V106L37 107V103H38ZM44 102V103H42V102ZM54 101V102H53ZM57 101V102H56ZM2 103V104H1ZM5 103V104H4ZM12 103V104H11ZM126 103V102H125ZM15 104V103H14ZM48 104V105H49ZM127 104H128V102H127ZM132 104V103H131ZM134 104H137V103H134ZM132 105V106H136V105ZM7 105V106H8ZM17 105V104H16ZM139 105H141L140 103H138L137 104V106H139ZM63 106V105H62ZM105 106V105H104ZM104 106H101L102 108L104 107ZM123 106H127L126 108H127V111H128V113L127 114H129V112H130V109L128 108V107H132V106H128V105H126V104H124V105H122V106H119V107H122L123 108ZM9 107V106H8ZM23 107V108H22ZM54 107H53V109H54ZM101 107H99V108H101ZM109 107V106H108ZM118 106L117 107H115V109H114V111L118 114L117 115V117H122L123 115H127L126 113H124L125 111H122V110H126V108L124 109H122L121 108V111L123 112V114H121L122 112H120L119 110H120V108H119ZM57 108V107H56ZM98 108V107H97ZM97 108H96V111H99V114H100V111L101 112H103V111H105V108H106V110L108 109L107 107H104L103 108V110L102 109H98L97 110ZM109 108H111V107H109ZM7 109V107H5V110ZM9 109V108H8ZM7 109V110H8ZM46 109H49V111L48 110H46ZM52 109V110H53ZM58 109V108H57ZM119 109V110H118ZM4 110V109H3ZM4 110V111H5ZM19 111V110H18ZM95 110L93 111V114L94 113H96L97 114V112H96ZM81 112V111H80ZM85 112V111H84ZM83 112V113H84ZM44 113V114H43ZM81 114V116H79L80 114H78V116H73L74 118H76L77 119V121H75V119L74 120H72V118H71V120H70V118H69V120L71 121H66L65 122V124L66 125H68V127L65 125V127H64V131H65V129H66V131H67V129L68 130H70L71 128H73V126L74 125H77V127L76 126H74L75 128H77V129H73V131L72 132H70L69 131V133H71V134H64V136L66 137H68V135H70L71 136V138L73 139L74 137H73V134H74V136L76 137V134L78 135V138H79V136L82 134H80L79 135V133L80 132H82L83 131V128H82V126H84L85 124H86V121H88L91 117H92V115L90 114V116H85V118L83 119L82 118V116L83 115H86L85 113L84 114ZM86 113H87V111H86ZM131 113V112H130ZM41 114H43V115H41ZM132 114V113H131ZM0 115L2 116L3 114L0 112ZM50 116H52V118L50 117ZM129 116H130V114H129ZM197 116V117H196ZM84 117V116H83ZM90 117V118H89ZM124 117V116H123ZM128 117V116H127ZM126 117V118H127ZM145 117V116H144ZM143 117V118H144ZM149 117V116H148ZM202 117V115H195V116H193V120H197V119H199V118H201ZM5 117H0V123H1V121H3V119H4ZM38 118V119H37ZM53 118V119H54ZM79 118H81V119H83V121L85 122H81L80 123V121L81 120H79ZM2 119V120H1ZM115 120L117 119L116 117L114 118ZM147 119H149V118H146L145 120H147ZM143 120V119H142ZM253 124L250 126L251 128H254L256 125H261V129L263 130L264 129V114L263 113H258L257 115H255L254 117H253ZM4 121H5V119H4ZM3 121V122H4ZM72 121H74V122H72ZM2 122V123H3ZM71 124H70V123ZM75 122H77V123H75ZM24 123V124H23ZM68 123V124H67ZM147 123H149L148 121H147ZM241 123V122H240ZM39 124V123H38ZM70 125H71V128H70ZM119 125L120 124H118L117 126H115L113 129V131L114 132H116L115 130H119ZM59 126H60V124H59ZM78 126H79V128H78ZM86 126V125H85ZM85 126H84V129H85ZM37 127H39V126H36V128ZM263 127V128H262ZM30 128V127H29ZM32 128H30V129H32ZM118 128V129H117ZM79 129V130H78ZM80 129H81V131H80ZM24 130V129H23ZM74 130L76 131V132H78V133H75L74 132ZM26 131V130H25ZM112 131V129L110 130V129H108V130H105V131H103V132H101L95 139H94V141H92V142H94V144L93 145H89L88 143H87V140L86 141H83L84 139H85V137L84 136H86V132L84 133V134H82V137H80L79 138V142H81V147L80 148H78V149H75V150H73V151H71V150H69V151H67V156L68 155H70V156H66L68 159H70V157H71V160L72 159H76L75 161H77V159H78V161L79 160H81L82 162H81V164H79L80 163V161H79V163H78V169H79V172H80V174L85 170V167L86 168H88L89 166H90V164L92 163L89 159L90 158H86V156L84 155L86 152V154H87V156H88V153H89V149H91L90 150V154H92V153H95V150L94 149H97L98 150V148H103L104 149V147H105V144H106V146L107 147H109L110 146V143L108 142V143H104L102 146H101V142H102V140H104L106 137H109L110 136V134H114V132ZM22 132V131H21ZM24 132V131H23ZM74 132V133H73ZM113 132V133H112ZM1 133V132H0ZM56 133H57V131H56ZM61 133H63V132H61ZM64 133H66V132H64ZM262 133H264V130L262 131ZM22 134H26V133H22ZM37 135H35V136H33V140H34V137L35 138H37V137H39V141L41 142H39L40 143V147H39V149H37L36 148V150L35 149H33L32 147H30L29 146V143H28V146L29 147H27V144H26V147L23 145L22 147H21V152H23L24 153V151H25V154H23V153H21V155H18V157H17V159H18V161L19 162H21L22 164H24L25 163V161H27V159L29 160V158H32L33 157V155L35 156V158L37 157V159L38 160H40L41 159V156H42V153L41 152H44V151H42V149H46V146H48V144H50V142H49V138H47V139H43L42 137H40V134L39 133H36ZM51 134V133H50ZM50 134H49V136H50ZM53 134V133H52ZM58 134V133H57ZM57 134H55V132H54V134L53 135H56L57 136ZM53 135H51V136H53ZM60 135V134H59ZM23 135H21V137H22ZM61 136H62V134H61ZM112 136V135H111ZM24 137V136H23ZM23 137H22V139H23ZM45 137V136H44ZM58 139V141H59V136L58 137H50V139L53 141V140H55L56 142H57V139ZM70 138V137H69ZM81 138H83V140H81ZM71 139V140H72ZM37 139H35V141H36ZM42 140V141H41ZM46 140V141H45ZM60 140H62V139H60ZM100 140V141H99ZM31 141V140H30ZM49 143H48V142ZM72 141H75V143L77 142L75 139H73ZM45 142H47V143H45ZM54 142V141H53ZM55 142V143H56ZM79 142H78V144H79ZM84 142V143H83ZM100 142V143H99ZM34 143V142H33ZM33 143H30L31 144V146H32V144ZM58 143V142H57ZM85 143H87L86 144V146H85ZM98 143V144H97ZM46 144V145H45ZM84 144V145H83ZM100 144V145H99ZM127 144V143H126ZM34 145H35V143H34ZM42 146V147H41ZM51 146H52V144H51ZM50 147V146H49ZM47 148V150H49L50 148ZM28 148V149H27ZM31 148V150L32 151H34V154L32 155V153L33 152H31L29 149ZM52 150L54 151V153L52 152V151H50V152H52L51 153V156H52V158L53 159H55L54 158V156L56 157L57 155V157L58 158H63V157H60L63 153H64V150L65 149H63V148H61V150L60 149H56V150H54L53 149V146H52ZM77 150V152L75 153V151ZM96 150V151H97ZM37 153H36V152ZM71 151V152H70ZM79 151V152H78ZM29 152V153H28ZM47 152V151H46ZM29 154V155H27V156H25L26 154ZM36 153V154H35ZM39 153V154H38ZM45 153V152H44ZM75 153V154H74ZM83 153V154H82ZM73 154V155H72ZM90 154H89V157H91V158H93L92 156H90ZM83 155H84V157H83ZM20 156V157H19ZM40 156V157H39ZM94 156V155H93ZM81 157H83V158H86V160H88V161H85L83 158H81ZM22 160V161H20V160ZM25 159V160H24ZM83 159V160H82ZM23 160H24V162H23ZM90 163V164H89ZM20 163H18L17 165H16V168L18 167V165H19ZM46 164V165H45ZM51 164H52V162L51 161H49L48 163L47 162H45L44 164H43V171H47L49 168H50V166H51ZM88 166V167H87ZM15 167V166H14ZM13 167V168H14ZM80 167V168H79ZM13 168H12V170H13ZM14 170H15V168H14ZM81 170V171H80ZM83 170V171H82ZM8 171H10V172H12L11 171V169H9V170H6V173H4V172H2L1 173V175H0V189H2V187L4 186V187H6V185L7 184H9V181H10V175H11V173L10 174H8L9 172ZM6 177V178H5ZM5 178V179H4ZM78 179H79V177L77 178V182H78ZM3 180V181H2ZM8 180V181H7ZM5 182H8L7 184L5 183ZM43 182V180H39V181H37L36 182V185H38V184H40V183H42ZM76 182V186H75V189H73V192H75L76 193V191H78V190H76L77 189V187H80V185H79V182L77 183ZM6 184V185H5ZM78 184V185H77ZM3 187V188H4ZM76 190V191H75ZM22 197H21V195L19 196V198H18V203L20 202V204L22 203L21 201H22ZM20 200V201H19ZM17 203V209L19 210V211H17V210H15L14 212H13V214H14V216H18V215H20L21 214V211H20V206L21 205H19ZM58 203V204H57ZM57 203L55 204V206L57 207V209L56 210H54V209H52V211H53V213H55L56 215H60L61 214V212H60V210L61 209H63V207H61L62 206V204H59L60 202L59 201H57ZM19 207V208H18ZM77 207V206H76ZM74 207V209H73V212H75L74 214H79V207ZM17 211V212H16ZM20 212V213H19ZM17 213V214H16ZM44 214H45V212H44ZM43 229H41V231H42ZM22 246H23V251L21 250V252H24L25 251V249L26 248H24V245L23 244H21ZM19 264V263H18Z\"/></svg>","mask_w":264,"mask_h":264},{"label":"snow or ice","instance_id":"obj_3","mask_svg":"<svg viewBox=\"0 0 264 264\" xmlns=\"http://www.w3.org/2000/svg\"><path fill=\"white\" fill-rule=\"evenodd\" d=\"M121 22L131 29L136 30L145 26L147 18L143 15H131L123 18Z\"/></svg>","mask_w":264,"mask_h":264}]
</instances>
